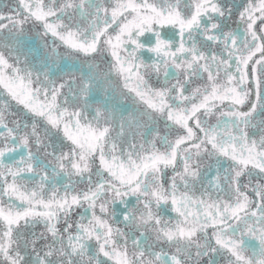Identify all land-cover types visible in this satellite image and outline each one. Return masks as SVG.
<instances>
[{
  "label": "flooded vegetation",
  "instance_id": "obj_1",
  "mask_svg": "<svg viewBox=\"0 0 264 264\" xmlns=\"http://www.w3.org/2000/svg\"><path fill=\"white\" fill-rule=\"evenodd\" d=\"M0 264H264V0H0Z\"/></svg>",
  "mask_w": 264,
  "mask_h": 264
}]
</instances>
